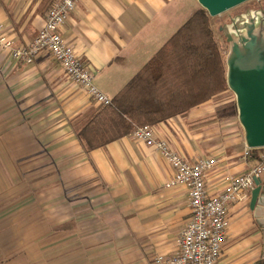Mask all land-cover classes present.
<instances>
[{
  "label": "crops",
  "instance_id": "0c3cea01",
  "mask_svg": "<svg viewBox=\"0 0 264 264\" xmlns=\"http://www.w3.org/2000/svg\"><path fill=\"white\" fill-rule=\"evenodd\" d=\"M53 1L0 0L15 46L34 39ZM199 8L196 0H80L60 35L111 99ZM226 93L152 127L188 162L218 160L205 176L209 195L264 168V150L259 163L242 158L237 114L222 119ZM99 105L48 52L25 63L0 51V264H155L176 252L190 217L186 187L166 189L171 167L130 134L86 151L76 132ZM259 179L264 185V171ZM249 200L229 205L216 264L264 261Z\"/></svg>",
  "mask_w": 264,
  "mask_h": 264
},
{
  "label": "trees",
  "instance_id": "16d2710c",
  "mask_svg": "<svg viewBox=\"0 0 264 264\" xmlns=\"http://www.w3.org/2000/svg\"><path fill=\"white\" fill-rule=\"evenodd\" d=\"M225 72L211 17L199 8L108 105H99L76 136L92 151L129 135L136 126L153 127L185 114L227 90ZM263 150L252 149L250 159L261 162Z\"/></svg>",
  "mask_w": 264,
  "mask_h": 264
},
{
  "label": "built area",
  "instance_id": "2783aa9c",
  "mask_svg": "<svg viewBox=\"0 0 264 264\" xmlns=\"http://www.w3.org/2000/svg\"><path fill=\"white\" fill-rule=\"evenodd\" d=\"M79 1L54 0L42 28L24 46H15L0 24V51L9 53L17 62L25 63H32L40 52H48L70 80L84 88L98 104L106 106L110 99L92 85L91 71L60 35V29ZM130 135L153 147L171 167L173 173L164 184L166 189L184 186L188 192L190 217L176 240V252L157 256L155 264H216L226 236L228 207L250 196L254 180L260 178L264 171L263 165L258 164L241 175L228 178L220 192L209 195L205 189V176L217 165L216 158L188 162L165 141L155 138L152 127L147 125L134 127ZM251 150L245 147L244 160L251 158Z\"/></svg>",
  "mask_w": 264,
  "mask_h": 264
},
{
  "label": "water",
  "instance_id": "95a60500",
  "mask_svg": "<svg viewBox=\"0 0 264 264\" xmlns=\"http://www.w3.org/2000/svg\"><path fill=\"white\" fill-rule=\"evenodd\" d=\"M247 1L250 0H196L211 18ZM231 26L219 28L229 44L225 58L226 85L235 98L245 147L264 148V10L248 13ZM249 209L262 229L264 246V185L259 178L254 180L250 192Z\"/></svg>",
  "mask_w": 264,
  "mask_h": 264
},
{
  "label": "rangeland",
  "instance_id": "374dc122",
  "mask_svg": "<svg viewBox=\"0 0 264 264\" xmlns=\"http://www.w3.org/2000/svg\"><path fill=\"white\" fill-rule=\"evenodd\" d=\"M260 10H264V0H250L247 1L217 17H214L211 20L212 29L214 31L215 40L217 41L218 47L224 57L226 58L228 51H229V44L227 43V40L223 34L222 31L219 30L220 27L227 26L231 29V25L233 21H236L238 19H242L243 17H246L248 13L258 12ZM219 103H222L228 106L226 109V112L224 110L221 111V117L223 120L227 119L228 117L236 118V106H235V98L234 95L228 90L225 96H222L219 98ZM223 111L225 114L229 116H224L222 113ZM233 116V117H232Z\"/></svg>",
  "mask_w": 264,
  "mask_h": 264
}]
</instances>
